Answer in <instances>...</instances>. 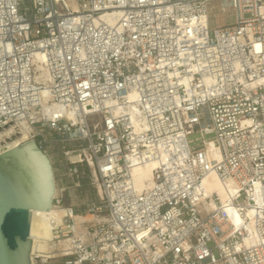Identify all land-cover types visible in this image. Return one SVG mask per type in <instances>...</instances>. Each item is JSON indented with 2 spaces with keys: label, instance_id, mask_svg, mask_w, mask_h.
<instances>
[{
  "label": "built area",
  "instance_id": "obj_1",
  "mask_svg": "<svg viewBox=\"0 0 264 264\" xmlns=\"http://www.w3.org/2000/svg\"><path fill=\"white\" fill-rule=\"evenodd\" d=\"M216 1L0 0V131L76 141L69 171L87 165L99 194L94 222L51 220L32 264H264V0H230L212 28Z\"/></svg>",
  "mask_w": 264,
  "mask_h": 264
},
{
  "label": "water",
  "instance_id": "obj_2",
  "mask_svg": "<svg viewBox=\"0 0 264 264\" xmlns=\"http://www.w3.org/2000/svg\"><path fill=\"white\" fill-rule=\"evenodd\" d=\"M55 192L51 161L35 141L0 153V264H32V213L49 211Z\"/></svg>",
  "mask_w": 264,
  "mask_h": 264
},
{
  "label": "rangeland",
  "instance_id": "obj_3",
  "mask_svg": "<svg viewBox=\"0 0 264 264\" xmlns=\"http://www.w3.org/2000/svg\"><path fill=\"white\" fill-rule=\"evenodd\" d=\"M222 7L226 8V12L221 11ZM209 14L212 28L229 24L234 20L230 0H221L212 3L209 8ZM43 133L47 140V142L43 144V151L51 161L58 195H61L63 198L62 207L66 208L71 206L76 213L84 215L86 220L94 222L95 218L92 216L90 209L94 204L98 203L99 194L96 187L91 182V169L87 165H79V177L72 175L69 168L78 158L75 154L67 157L63 153V147L75 149L78 147V143L71 140L64 144L62 142L63 137L59 133L49 130L48 128L44 129ZM199 136V134L190 136V139L194 140L193 145H199L201 143L200 140L195 141ZM206 138H211V136H206ZM45 242L46 241H41L37 243V246H39L42 251L49 252L50 244H45ZM59 261L62 262V259H59Z\"/></svg>",
  "mask_w": 264,
  "mask_h": 264
},
{
  "label": "bare ground",
  "instance_id": "obj_4",
  "mask_svg": "<svg viewBox=\"0 0 264 264\" xmlns=\"http://www.w3.org/2000/svg\"><path fill=\"white\" fill-rule=\"evenodd\" d=\"M73 9L78 10V7L75 3H72ZM103 19H108V16H103ZM39 60L42 62V65L40 68L42 69L43 73L40 78H42V81L50 85L52 84V79L48 74L46 65H45V59L42 56H39ZM135 109L129 108V112L132 116L135 114ZM46 113L53 117L54 115L61 114V112L57 108H47ZM69 118H72L71 114H68ZM26 133L24 132L22 138L17 137L13 138L8 136L4 131H0V152L3 151L4 148H14L19 145V143L26 140ZM155 165H147V166H141L137 167L134 170L135 173V180L139 187H145L148 185V182L151 177V170ZM204 186L206 189L207 194L211 193L213 190H216L222 200L223 203H226L229 197L228 189L220 182L218 177L215 174H212L210 178L206 179L204 181ZM229 190H233L230 184H228ZM58 195V190L56 187L55 196ZM213 207H215V204H212ZM67 213L66 208L61 207L58 208L56 206H52V208L49 211H33L32 213V223H31V231L30 235L33 240V250L36 249L37 242L38 241H48L53 238V227L54 225L51 223V220L53 219L57 224L61 223L62 216ZM74 217L78 221L85 220V216L81 215H74ZM90 218V217H89ZM235 222H239V217L235 216L233 217ZM78 225H76V228ZM37 240V242H36Z\"/></svg>",
  "mask_w": 264,
  "mask_h": 264
}]
</instances>
